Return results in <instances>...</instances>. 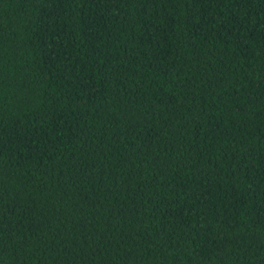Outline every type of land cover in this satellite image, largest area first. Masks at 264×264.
Instances as JSON below:
<instances>
[{
    "label": "trees",
    "instance_id": "16d2710c",
    "mask_svg": "<svg viewBox=\"0 0 264 264\" xmlns=\"http://www.w3.org/2000/svg\"><path fill=\"white\" fill-rule=\"evenodd\" d=\"M0 264H264V0H0Z\"/></svg>",
    "mask_w": 264,
    "mask_h": 264
}]
</instances>
